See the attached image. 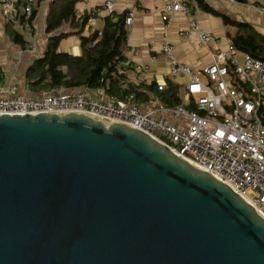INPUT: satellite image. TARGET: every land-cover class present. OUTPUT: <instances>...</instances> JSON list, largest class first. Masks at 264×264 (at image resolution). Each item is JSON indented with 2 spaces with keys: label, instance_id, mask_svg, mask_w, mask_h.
I'll return each instance as SVG.
<instances>
[{
  "label": "water",
  "instance_id": "95a60500",
  "mask_svg": "<svg viewBox=\"0 0 264 264\" xmlns=\"http://www.w3.org/2000/svg\"><path fill=\"white\" fill-rule=\"evenodd\" d=\"M0 264H264V216L128 125L2 115Z\"/></svg>",
  "mask_w": 264,
  "mask_h": 264
},
{
  "label": "built area",
  "instance_id": "2783aa9c",
  "mask_svg": "<svg viewBox=\"0 0 264 264\" xmlns=\"http://www.w3.org/2000/svg\"><path fill=\"white\" fill-rule=\"evenodd\" d=\"M18 2L2 0L7 21L19 14ZM164 2L166 13L193 15L189 0ZM33 6L34 0H24L22 7L25 20L21 30L27 34L24 46L29 50L35 48L36 31L30 23ZM106 6L114 12L113 0H106ZM93 17L91 13L90 20ZM132 21L130 14L126 23ZM192 27L203 44H219L213 35L200 32L195 23ZM170 70L175 77L189 78L186 95L193 108L158 104L145 112L135 94L119 98L102 93L94 97L82 90L70 92L63 86L27 97L16 86L0 83V116L77 113L105 124L128 125L211 174L264 216V62L238 52L232 45L229 52L217 53L206 67L207 83L201 81L199 73L177 61H172ZM236 78L250 86L249 97L237 89Z\"/></svg>",
  "mask_w": 264,
  "mask_h": 264
},
{
  "label": "crops",
  "instance_id": "0c3cea01",
  "mask_svg": "<svg viewBox=\"0 0 264 264\" xmlns=\"http://www.w3.org/2000/svg\"><path fill=\"white\" fill-rule=\"evenodd\" d=\"M53 1L41 2L33 25L36 31L35 48L29 50L14 43L13 34L16 25L11 26L5 19L1 7L2 0H0L2 85H14L19 93H24L28 97H37V95L26 90L24 77L29 67L45 53L48 41L45 31L46 19ZM113 3L114 12L107 9L106 0H83L77 5L78 19L86 14L89 16L91 13L94 14L82 36L89 37L95 31L101 32L108 18L116 22L120 17L127 19L133 14L132 23H126L128 40L123 66L133 83L152 88L147 90V100H139L140 108L145 112L154 110L160 104L156 96L157 89L160 91L159 87L162 86L164 90L170 83L179 86L181 98L184 103H188L186 85L189 78L173 76L170 70L172 61L190 67L200 74L202 82L207 83L206 67L213 62L217 53L230 51L233 45L232 38L238 34L239 25H248L264 37V10H262L264 0H245L244 3L234 0H189L193 10V15L190 17L183 13H166L164 0H113ZM194 23L200 32L213 35L219 44H203L199 34L193 30ZM19 28L18 32L28 40L21 26ZM59 52L80 56L81 37L71 35L63 39ZM88 93L98 97L103 91L100 94Z\"/></svg>",
  "mask_w": 264,
  "mask_h": 264
},
{
  "label": "trees",
  "instance_id": "16d2710c",
  "mask_svg": "<svg viewBox=\"0 0 264 264\" xmlns=\"http://www.w3.org/2000/svg\"><path fill=\"white\" fill-rule=\"evenodd\" d=\"M82 1L54 0L50 4L45 30L48 35L46 50L43 57L37 59L27 70L24 77L26 90L38 95L42 91H51L63 86L70 92L82 90L100 94L103 91L108 97L114 95L119 98L131 93L136 95L138 103L139 100H147V90L152 88L133 83L123 66L128 40L126 18L120 17L116 22L108 18L101 32L95 31L89 37H83L90 16L86 14L77 18V5ZM234 1L245 2V0ZM41 2L42 0H34L31 25H34ZM23 5L24 0H19V14L8 21L11 26L17 24L21 26L24 23ZM238 27V34L232 38L235 48L264 62V37L248 25ZM71 35L81 37L82 54L80 56L59 52L61 41ZM13 39L15 44L24 46V36L18 30L14 31ZM230 73H232L231 69ZM2 82L3 74L0 71V83ZM235 86L246 92L248 97L250 96L249 85L239 82L236 78ZM156 96L160 104L167 107L184 105L189 109L193 108L190 103H184L179 86L173 83L161 92L157 89Z\"/></svg>",
  "mask_w": 264,
  "mask_h": 264
},
{
  "label": "rangeland",
  "instance_id": "374dc122",
  "mask_svg": "<svg viewBox=\"0 0 264 264\" xmlns=\"http://www.w3.org/2000/svg\"><path fill=\"white\" fill-rule=\"evenodd\" d=\"M15 29L20 31V28L18 25L15 26ZM26 96L28 97V95H26Z\"/></svg>",
  "mask_w": 264,
  "mask_h": 264
}]
</instances>
